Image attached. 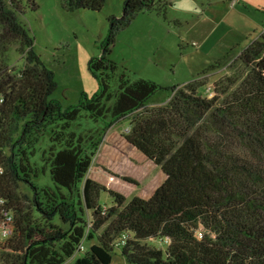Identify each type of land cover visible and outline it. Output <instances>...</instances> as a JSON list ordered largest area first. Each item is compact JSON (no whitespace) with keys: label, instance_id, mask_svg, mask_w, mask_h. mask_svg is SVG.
I'll list each match as a JSON object with an SVG mask.
<instances>
[{"label":"trees","instance_id":"obj_1","mask_svg":"<svg viewBox=\"0 0 264 264\" xmlns=\"http://www.w3.org/2000/svg\"><path fill=\"white\" fill-rule=\"evenodd\" d=\"M65 3L100 11L106 0ZM170 5L126 0L119 26ZM33 44L0 0V233L11 231L0 264H66L95 239L74 264H111L114 249L128 264H264V33L225 67L214 95L195 80L156 107L150 99L167 90L117 73L105 50L89 64L99 91L63 110ZM15 46L21 70L7 60ZM123 119L127 142L166 176L148 199L127 200L88 177L105 133Z\"/></svg>","mask_w":264,"mask_h":264},{"label":"rangeland","instance_id":"obj_2","mask_svg":"<svg viewBox=\"0 0 264 264\" xmlns=\"http://www.w3.org/2000/svg\"><path fill=\"white\" fill-rule=\"evenodd\" d=\"M168 1L171 5L160 14L156 10L140 12L123 26L119 22L126 0H106L100 11L77 12H70L65 0H8V4L33 37L34 51L55 74L57 89L51 98L61 101L62 109L67 110L85 95L92 97L99 91V81L89 64L100 59L105 50L117 65V73H127L132 81L155 82L167 90L158 91L148 107L165 104L172 89L195 80L203 84L199 93L210 97L215 83L229 76L225 67L243 50V40L250 37L238 29L246 24L252 31L259 27L255 20L264 21V0H242L249 14L242 17L229 9L228 18L222 21L205 13L196 0ZM219 7L214 4L212 9ZM7 60L12 69L25 66L17 46L8 51ZM128 125L129 120L123 119L105 133L88 177L127 200L134 196L148 199L166 176L127 142ZM100 202L114 204L108 193L101 194ZM97 242L86 241L85 250L66 264H74ZM111 264H128L121 250L114 249Z\"/></svg>","mask_w":264,"mask_h":264},{"label":"crops","instance_id":"obj_3","mask_svg":"<svg viewBox=\"0 0 264 264\" xmlns=\"http://www.w3.org/2000/svg\"><path fill=\"white\" fill-rule=\"evenodd\" d=\"M195 2L197 5L202 7L205 13H208V12L211 13L214 19H216V21L219 19H220L219 21L227 19L230 13L228 11L229 9L237 11V13L242 17H246L249 14V10L246 7V5L242 2V0H209L208 2H206L205 0L204 4H202L203 2L202 1L200 2L199 0H196ZM214 4H218L220 7L218 9L217 8L212 9ZM255 24H259V27H257L256 29H253L252 31H251L252 27H248V25L246 24L241 26L238 29L239 33H242L243 31L244 33H247L246 34L247 36L250 35V37L248 38L246 37L243 40V50L247 47L248 44L253 42L256 38H258V36L264 33V21L255 20ZM233 45L234 43H231V46ZM240 53L234 54V58Z\"/></svg>","mask_w":264,"mask_h":264},{"label":"built area","instance_id":"obj_4","mask_svg":"<svg viewBox=\"0 0 264 264\" xmlns=\"http://www.w3.org/2000/svg\"><path fill=\"white\" fill-rule=\"evenodd\" d=\"M210 90H208V92H209ZM212 92H210V94H211ZM11 233V231L9 230V228H3V230L1 231V237H7L9 234ZM80 251H84V249H85V247H84V244L83 243H81V245H80Z\"/></svg>","mask_w":264,"mask_h":264}]
</instances>
